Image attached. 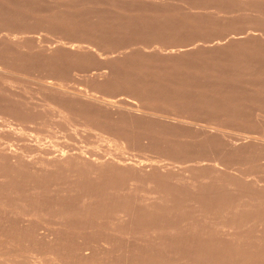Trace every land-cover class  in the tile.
Returning <instances> with one entry per match:
<instances>
[{"label":"rangeland","instance_id":"1","mask_svg":"<svg viewBox=\"0 0 264 264\" xmlns=\"http://www.w3.org/2000/svg\"><path fill=\"white\" fill-rule=\"evenodd\" d=\"M0 264H264V0H0Z\"/></svg>","mask_w":264,"mask_h":264},{"label":"bare ground","instance_id":"2","mask_svg":"<svg viewBox=\"0 0 264 264\" xmlns=\"http://www.w3.org/2000/svg\"><path fill=\"white\" fill-rule=\"evenodd\" d=\"M72 49V48H71ZM110 57V56H109ZM113 57V56H112ZM96 75V74H95ZM134 110V109H133ZM137 114V113H136ZM50 239V238H49Z\"/></svg>","mask_w":264,"mask_h":264}]
</instances>
